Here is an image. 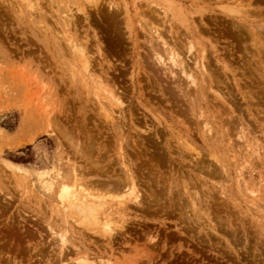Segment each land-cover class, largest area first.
Instances as JSON below:
<instances>
[{
  "label": "rangeland",
  "instance_id": "374dc122",
  "mask_svg": "<svg viewBox=\"0 0 264 264\" xmlns=\"http://www.w3.org/2000/svg\"><path fill=\"white\" fill-rule=\"evenodd\" d=\"M81 256L264 264V0H0V264Z\"/></svg>",
  "mask_w": 264,
  "mask_h": 264
},
{
  "label": "bare ground",
  "instance_id": "6f19581e",
  "mask_svg": "<svg viewBox=\"0 0 264 264\" xmlns=\"http://www.w3.org/2000/svg\"><path fill=\"white\" fill-rule=\"evenodd\" d=\"M251 6V5H250ZM159 30V29H158ZM258 31V30H257ZM162 32V31H161ZM164 33V32H163ZM254 33V32H253ZM161 34L162 33H159V36H160V38L162 39V36H161ZM255 35V34H254ZM163 45H166V42L165 41H163V39H162V42H161ZM76 45V44H75ZM160 45V44H159ZM181 45V44H180ZM76 47H77V45H76ZM174 47H175V45H174ZM190 47H192V45L190 46ZM82 48V47H81ZM193 48V47H192ZM74 49V48H73ZM176 50V49H175ZM189 50H190V48H189ZM193 50V49H192ZM79 51H81V50H79ZM158 51V50H157ZM172 51V50H171ZM82 53V58H83V61H84V68L87 70L88 68H89V64H91V63H89V58H91V57H86V54L82 51L81 52ZM158 53H160V52H158ZM170 53H172V52H170ZM179 53V52H178ZM177 54V53H176ZM176 55L175 54H173L172 55V57H170V58H173L172 59V62H174V63H179L177 60H176V57H175ZM158 58H160V60L162 59H164L163 58V56L161 55H159V57ZM180 58V57H179ZM89 59V60H88ZM181 59V58H180ZM184 59V58H183ZM156 60V59H155ZM159 60V61H160ZM169 60V59H168ZM91 62V61H90ZM181 62L182 61H180V65H181ZM184 62V61H183ZM182 62V63H183ZM165 63V62H164ZM178 64V65H179ZM184 65V63L182 64V66ZM175 66V65H174ZM204 66V65H203ZM177 67V66H176ZM179 67V66H178ZM174 68V67H173ZM194 68V67H193ZM182 69H184V67H182ZM191 69V68H190ZM89 70V69H88ZM87 70V71H88ZM86 71V72H87ZM180 71H181V69H180ZM179 71V72H180ZM184 71V70H183ZM174 72H176V71H174ZM182 72V71H181ZM173 73V72H172ZM183 73V72H182ZM186 73H187V71H186ZM190 72H188L187 73V76H188V74H189ZM184 75V74H183ZM177 76V75H176ZM206 76V75H205ZM208 77V76H207ZM184 78V77H183ZM191 78V77H190ZM179 80H180V78H178ZM177 79V80H178ZM198 80V79H197ZM164 81H165V79H164ZM169 82V81H168ZM170 82H171V80H170ZM180 82V81H179ZM103 83V82H102ZM162 83V82H161ZM101 84V83H100ZM102 85V84H101ZM169 85H171L170 83H169ZM99 87V86H98ZM168 87V86H167ZM101 88V87H100ZM171 88H173V87H171ZM170 89V88H169ZM202 91V90H201ZM113 92V91H112ZM111 92V93H112ZM110 93V92H109ZM175 93V92H174ZM115 95H117V94H115ZM176 95V94H175ZM111 96V95H110ZM118 96V95H117ZM112 98H113V96H112ZM112 100V99H111ZM116 100H119V98H117ZM115 100V101H116ZM122 101V100H121ZM119 101H116V103H118ZM122 103V102H121ZM113 105V104H112ZM108 113V112H107ZM106 113V114H107ZM105 114V115H106ZM107 117H108V115H107ZM81 147V146H80ZM83 153V152H82ZM90 154V153H89ZM123 156V155H122ZM122 159H124V158H122ZM126 159V158H125ZM93 161V160H92ZM123 163V162H122ZM11 165L14 167L15 165L14 164H12L11 163ZM125 166V165H124ZM128 171V169H126L125 168V171ZM101 171V170H100ZM87 173V172H86ZM90 174V173H89ZM130 175H131V173H130ZM77 176V175H76ZM126 176V175H125ZM76 180H77V178H75ZM127 179V178H126ZM134 179V178H133ZM127 181V180H126ZM74 182H75V180H74ZM111 182V181H110ZM112 182H114L115 184H116V186L118 187L119 186V184H118V182L116 183L115 182V180L114 181H112ZM93 183V182H92ZM120 184H121V186H123L124 184L123 183H125L124 181H120L119 182ZM108 184V183H107ZM126 184V183H125ZM128 184V186L127 185H125V187L127 186V192H128V196L129 197H131L132 195H133V198H135V199H133V200H135V201H137L138 199H139V192H137L138 190L136 189L137 187H136V184H135V182H134V180H132L131 178H130V181L127 183ZM75 185H76V183H75ZM75 185L73 184V185H67L66 184V186H65V193L66 194H64V195H67V196H65L64 198H66V197H68V199H72V203L71 204H74L75 206H77L78 208H81L80 210L82 211L81 213L83 214V215H85V217L88 219V218H91L92 219V217L94 216V215H96L95 214V212H98V211H100V209L102 208V205H99V204H101L102 202H100V203H97V202H95V201H92L90 198H92V196L89 198L88 197V195L89 194H87V195H85V193H84V191H81V190H78L76 187H75ZM89 185V184H88ZM87 185V186H88ZM93 185V184H92ZM112 185V184H111ZM79 186V185H78ZM77 186V187H78ZM81 186V185H80ZM105 186V185H104ZM63 187V186H62ZM84 187V186H83ZM86 187V186H85ZM97 187V186H96ZM104 188V187H103ZM116 188V187H115ZM84 189V188H83ZM113 189V188H112ZM124 189V188H123ZM114 190V189H113ZM121 190H122V188H121ZM86 191H88L87 189H86ZM92 190H90V192H91ZM116 191V190H115ZM120 191V190H119ZM89 192V191H88ZM89 192V193H90ZM94 192H95V190H94ZM93 192H91L90 194H92ZM96 193V192H95ZM94 197H96L95 196V194H92ZM97 195V194H96ZM99 195V194H98ZM70 197V198H69ZM93 197V198H94ZM98 197V196H97ZM132 198V197H131ZM140 203H141V199H140V201H139ZM139 203V204H140ZM129 206V205H128ZM107 227H111V226H107ZM108 230H111V229H109L108 228ZM57 234L59 235H56V236H58V237H60V240L62 241V242H64L65 243V241H66V238L60 233V232H57ZM67 242V241H66ZM79 264H94V261H92L88 256H81L79 259H78V261H77ZM110 262H112V261H110ZM77 263V264H78ZM101 263H104V262H102L101 261ZM108 263H109V261H108ZM113 264V263H112Z\"/></svg>",
  "mask_w": 264,
  "mask_h": 264
}]
</instances>
